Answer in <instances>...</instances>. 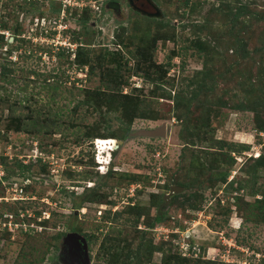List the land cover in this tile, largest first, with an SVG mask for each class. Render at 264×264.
<instances>
[{"label":"rangeland","instance_id":"rangeland-1","mask_svg":"<svg viewBox=\"0 0 264 264\" xmlns=\"http://www.w3.org/2000/svg\"><path fill=\"white\" fill-rule=\"evenodd\" d=\"M108 1L0 0V197L21 196L0 201V264H63L71 232L87 240L89 264H113L118 253L129 258L115 264H165L183 237L204 249L203 259L184 264H264L261 196L251 195L264 190V167L253 161L264 151L257 130L264 126V0H150L161 18L141 15L128 0H118L115 12ZM84 10L90 20L82 28ZM146 31L174 37L154 51L167 71L160 87L133 72ZM80 46L91 64L118 51L131 68L121 72L119 93L139 95L130 125L120 109L92 111L91 90L115 92L114 107L121 99L101 79L113 64L88 74L90 64L74 57ZM164 122V138L131 135ZM99 135L116 141L105 178L95 160ZM240 144L248 150L232 152ZM19 164L31 168L26 179ZM166 185L183 190L164 205Z\"/></svg>","mask_w":264,"mask_h":264},{"label":"trees","instance_id":"trees-1","mask_svg":"<svg viewBox=\"0 0 264 264\" xmlns=\"http://www.w3.org/2000/svg\"><path fill=\"white\" fill-rule=\"evenodd\" d=\"M184 6L189 5L188 2L186 1L185 3H183ZM145 18V17H144ZM146 20H149L148 18H145ZM88 20H90V16L88 15V13L84 10L81 14V16L78 19V23L79 25H81V27L85 28ZM158 26H164V24L157 22ZM2 28L4 30H6L7 26L3 25ZM124 29H122L123 31ZM148 33H145L144 36H141V38L139 39L140 45L138 44L134 54H136L137 56V62L135 63L133 72L136 73H141L143 74V79L146 82H151L154 84H157V87L162 86L161 84L163 83H168L166 81H164V77L167 74V71L164 69V66L162 64L156 63V61L153 59L154 56V51L156 50V44L159 40H169V39H174L173 36L164 34L166 32L163 33H159L158 31L154 33V37H150L148 38L147 35H151L149 32L150 31H146ZM123 33V32H122ZM13 40H16L18 37V31H14L13 32ZM116 38H117V44L119 46V44H124L123 38H122V34L117 33L116 34ZM4 41V37L3 34H0V44H3ZM125 45V44H124ZM84 47L80 46L74 57H76V61L77 64L79 66H85L86 64H90L89 65V70H88V74H94L95 69L96 68H103V65H105L104 61L110 64H113L112 68H107V70L102 74L101 79L105 80L107 82L108 85H110L112 88L114 87H118V95L121 99V104L120 106L114 107L113 103H112V99L115 100L113 97H116L115 92H105V90L98 88L95 90H91L89 91V94L93 95L91 97L95 98V103L92 106V111L96 112V111H101L103 109V107H105V109L107 111H113V110H119L122 111L124 117L122 118H127L128 124L130 125L133 120L137 117L138 114V107L141 103V101L139 100V95H134V94H129V95H122L119 94L120 93V88L123 87L124 88V84H126V80L123 79V76L121 75V72H128L131 70V68H128L126 66V62H123L122 59V54L120 52H109V51H104V53H100L99 55H97L96 57V63H90L89 62V58L87 57L88 55H86V53L84 52ZM178 53H176V51H170V54L168 56V59L171 60L173 58V56H176ZM0 76H5V68L4 67H0ZM155 77V78H154ZM134 92H142L140 90V88H134L133 89ZM116 101V100H115ZM15 119H18V117H15ZM24 121H21V123H19L18 127L21 129L22 128V124ZM24 125V124H23ZM256 130V129H255ZM258 131L260 132H264V126H259L257 128ZM129 131V128H128ZM99 137L101 138H113L111 136L108 135H99ZM97 137V138H99ZM223 147V145L221 146ZM237 147V149H232V152H236L238 154H241L245 151L248 150V146L245 144H240V145H232V148ZM115 152V151H114ZM113 152V153H114ZM232 163L235 162V158L230 157ZM254 163H257L259 166L264 167V151L262 153L259 154L258 158H255ZM18 167L21 170V173L19 174L20 176L24 177L25 173L30 171V166H26V165H22L19 164ZM259 169L254 171L255 177L258 175ZM109 173H105V174H101L103 176H101V178H105V177H109L108 175ZM108 175V176H107ZM112 175V173L110 174V176ZM114 175V174H113ZM125 175V174H124ZM15 176V174L11 175L10 177L7 176L8 179H10L11 177ZM126 176V175H125ZM25 178V177H24ZM226 177H224V181L227 179H225ZM26 179V178H25ZM233 182V180L231 181ZM171 185H166L167 189L170 187ZM243 189L242 185H238L236 187V190L241 191ZM252 196H258L260 195L261 198L260 199H256L257 203H259V210L262 211L264 213V190L262 189H258L255 190L253 193H251ZM154 195H151V199H150V204H155L157 205L154 201ZM100 204V202H99ZM162 204V203H161ZM11 207H9L10 209ZM2 210V209H0ZM136 213L138 215H141V210L137 209ZM39 213H36V215H38ZM163 218V214L161 209L158 207L157 208V216L155 217V221L158 222L160 220H162ZM47 222V221H45ZM41 226H43L45 228L46 224L41 223ZM153 226V225H152ZM180 239V237L178 238ZM87 241V240H86ZM106 242H104V245H102V249L104 250V252H107L109 254V249L105 247ZM189 244L191 245V247L195 246V244H192L189 242ZM175 248V252L171 251V253L169 254L170 258H166L165 259V264H167V261H169L170 263L173 264H177L178 260H181V262L179 264H184L186 263V261L190 260H201L204 258L203 255V248L199 247V254L196 257H185L182 256L181 253H178L177 250H179V245H178V241H177V246L174 245ZM155 249L156 250H160L159 247H154L152 245H150L149 247V251L152 253V250ZM116 252V251H115ZM181 256V257H180ZM114 257V256H113ZM41 258V257H40ZM43 258V257H42ZM128 259L129 258V254H124V255H119V253L117 254V256L114 257L113 259V264H115L119 259ZM188 259V260H187ZM109 259H107V263L108 264ZM169 263V264H170ZM209 264H211V262H209Z\"/></svg>","mask_w":264,"mask_h":264},{"label":"water","instance_id":"water-1","mask_svg":"<svg viewBox=\"0 0 264 264\" xmlns=\"http://www.w3.org/2000/svg\"><path fill=\"white\" fill-rule=\"evenodd\" d=\"M150 1V0H149ZM130 8H132L134 11H137L143 16L146 17H155V18H161V10L160 8L154 3L150 1V4L155 10V13L148 12L146 10L139 9L135 7L131 0H128ZM132 136H146L150 138L154 137H165L166 136V123H162V125L158 129H153V130H141V131H136L134 133H131ZM121 143V141H119ZM22 181L21 178H17ZM183 190L182 187L180 186H170L168 191L165 193L163 197V204L166 205L168 203V200L171 196L174 194H178ZM163 205V206H164ZM64 242V247L68 250V252L63 254V257L60 256L61 262L63 264H89L90 259H89V254H88V245L86 239L81 236L78 233L71 232L67 233L65 237L63 238ZM78 248H82V254L80 256H77V251ZM76 250V251H75Z\"/></svg>","mask_w":264,"mask_h":264},{"label":"built area","instance_id":"built-area-1","mask_svg":"<svg viewBox=\"0 0 264 264\" xmlns=\"http://www.w3.org/2000/svg\"><path fill=\"white\" fill-rule=\"evenodd\" d=\"M70 5V4H69ZM66 6V5H65ZM97 141H99L98 139H95L94 140V143H95V146L96 147H98V144H97ZM97 158V160L100 162V160H99V158H98V156L96 157ZM99 170L101 171V170H104V167H103V165L102 164H99ZM158 174V177H161V175L159 174V173H157ZM3 178V172L2 173H0V180ZM136 189H131L130 190V192H131V195H133V191H135ZM16 193V195L18 194V196H14V197H0V201H5V202H7V200L9 199V200H18V199H20L21 200V196L19 195V193H17V191L15 192ZM100 208H102L103 210H105V208H103V206L102 205H100L99 206ZM8 223H11L12 222V220L11 219H9L8 221H7ZM188 240V238L187 239H185L184 237L183 238H181L179 241V243H178V245H179V251H180V253H181V255L182 256H185V257H196L198 254H199V247L196 245V246H193V247H191V245L189 244V241H187Z\"/></svg>","mask_w":264,"mask_h":264},{"label":"flooded vegetation","instance_id":"flooded-vegetation-1","mask_svg":"<svg viewBox=\"0 0 264 264\" xmlns=\"http://www.w3.org/2000/svg\"><path fill=\"white\" fill-rule=\"evenodd\" d=\"M132 2L135 5L139 6L140 8H142L146 11H153V9L150 7V5L148 4V2L146 0H132ZM107 4H108V7H111L115 12H119L120 4H119L118 0H109ZM63 247H64V245H62V248H61L62 249L61 250L62 252L60 254L61 257H63L64 253L66 254L68 252V250L66 248H63ZM81 254H82V248H78L77 256H80Z\"/></svg>","mask_w":264,"mask_h":264},{"label":"bare ground","instance_id":"bare-ground-1","mask_svg":"<svg viewBox=\"0 0 264 264\" xmlns=\"http://www.w3.org/2000/svg\"><path fill=\"white\" fill-rule=\"evenodd\" d=\"M99 141H97L98 144V153L103 154L107 150L115 149L116 148V141L113 138H97ZM101 157V155H100Z\"/></svg>","mask_w":264,"mask_h":264},{"label":"clouds","instance_id":"clouds-1","mask_svg":"<svg viewBox=\"0 0 264 264\" xmlns=\"http://www.w3.org/2000/svg\"><path fill=\"white\" fill-rule=\"evenodd\" d=\"M93 143H94V141H93ZM94 145H95V143H94ZM95 149L98 150V148L96 146H95ZM114 151H115V149H112V150L110 149L109 151L107 150L105 153L101 154L100 159H102V160L99 159L100 162L97 160V158H95L96 162L98 163L97 168L99 167V164H102L104 167V171H100L98 168L99 172H101L102 174H104V172H106L109 169L111 162H112V156L111 155ZM98 155H99V153H98Z\"/></svg>","mask_w":264,"mask_h":264}]
</instances>
